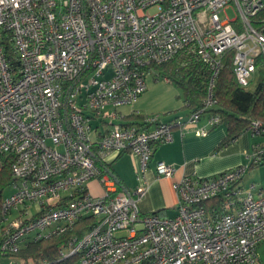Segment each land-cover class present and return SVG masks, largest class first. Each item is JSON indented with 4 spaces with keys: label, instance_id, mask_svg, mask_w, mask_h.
Listing matches in <instances>:
<instances>
[{
    "label": "built area",
    "instance_id": "2783aa9c",
    "mask_svg": "<svg viewBox=\"0 0 264 264\" xmlns=\"http://www.w3.org/2000/svg\"><path fill=\"white\" fill-rule=\"evenodd\" d=\"M228 51L237 83L248 87L264 67V0H0V167L10 156L13 178L0 203V256L16 253L30 234L47 237L92 215L96 225L61 253H78L77 264H256L264 186L242 181L264 148L251 153L250 165L182 175L173 183V217L141 213L145 181L128 189L105 162L129 151L144 172L174 127L205 136L208 128L197 123L215 103ZM180 53L195 55L211 73L202 107L166 121L119 122L118 108L145 91L148 67ZM207 117L210 127L219 121ZM93 119L109 126L98 139ZM249 129L264 132L258 120ZM155 171L171 177L176 167L158 161ZM91 181L99 195L88 189Z\"/></svg>",
    "mask_w": 264,
    "mask_h": 264
},
{
    "label": "crops",
    "instance_id": "0c3cea01",
    "mask_svg": "<svg viewBox=\"0 0 264 264\" xmlns=\"http://www.w3.org/2000/svg\"><path fill=\"white\" fill-rule=\"evenodd\" d=\"M146 83L145 91L135 102L118 108L119 122L125 125H143L146 116L158 115L166 121L189 114L179 89L173 83L157 76L156 72L148 73ZM207 118V114L203 115L197 123L198 127L208 128L205 136H198L190 129L181 134L180 130L174 127L172 141L158 143L153 147L149 167L144 172H140L138 158L133 153L125 151L120 154H108L105 162L125 187L133 189L140 180L145 181L146 193L138 203L141 213L157 212L162 217H173L177 203L173 183L182 175L208 177L240 164L250 165L251 153L264 148V134L253 133L250 129L219 147L226 137V127L223 124L210 127ZM91 125L93 139L100 138L109 128L107 122L100 120L93 119ZM158 161L174 165V174L171 177L158 178L155 171ZM249 182L264 186V155L261 164L250 166L244 174L243 185L246 187ZM94 184L98 186L99 192L91 193L99 195L102 190L95 181L89 182L88 189Z\"/></svg>",
    "mask_w": 264,
    "mask_h": 264
},
{
    "label": "trees",
    "instance_id": "16d2710c",
    "mask_svg": "<svg viewBox=\"0 0 264 264\" xmlns=\"http://www.w3.org/2000/svg\"><path fill=\"white\" fill-rule=\"evenodd\" d=\"M232 51L223 57L222 68L215 78L213 98L215 103L206 112L208 115L219 117L218 123L211 127L223 124L226 127V137L219 147L236 139L249 129L254 120H258L264 128V67L257 70V79L254 88L240 86L234 76L232 67ZM12 56V54H11ZM156 69V75L166 78L180 91L181 98L189 113L199 109L207 95L211 73L207 66L195 55L180 53L172 60L149 66ZM260 134H264L261 132ZM11 157L3 160L0 167V203L4 189L11 185ZM0 211V227H1ZM96 218L85 215L78 218L70 227L62 232L40 238L29 236L21 244L16 253L2 257L23 260L26 262L47 264H77L79 254L64 256L61 253L70 248L74 241L86 231L96 225ZM258 260H257V263Z\"/></svg>",
    "mask_w": 264,
    "mask_h": 264
},
{
    "label": "rangeland",
    "instance_id": "374dc122",
    "mask_svg": "<svg viewBox=\"0 0 264 264\" xmlns=\"http://www.w3.org/2000/svg\"><path fill=\"white\" fill-rule=\"evenodd\" d=\"M225 12L230 19H234L236 17V10L232 6H229L228 8H226ZM220 15L223 16V12ZM150 72H157V71L155 68L151 67ZM106 75L109 76V73H107ZM256 77H257V73H254L252 82H250V84L248 85L249 89L254 88L255 83H256V79H257ZM247 181H249V180H246V182ZM12 190H13V188L11 185L7 186L2 193V197L9 195L12 192ZM89 190L92 193H98L99 192V188L96 184H94V186L91 185L89 187ZM33 210H34V208H33ZM36 210H38V207L35 208L34 212H36ZM7 217L9 219L16 217V212H11L10 214L7 215ZM1 229L2 228H0V230ZM125 234H126L125 232H121L118 235H125ZM32 235L33 234H30V236H32ZM257 256H258V263L264 264V241H262L257 247ZM9 262H10V258L0 256V264H8Z\"/></svg>",
    "mask_w": 264,
    "mask_h": 264
}]
</instances>
